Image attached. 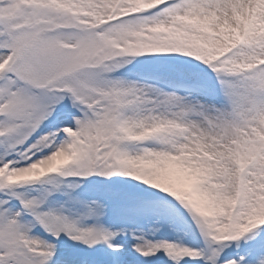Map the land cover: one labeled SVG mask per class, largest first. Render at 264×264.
Returning a JSON list of instances; mask_svg holds the SVG:
<instances>
[{"label": "snow or ice", "instance_id": "6c2138e0", "mask_svg": "<svg viewBox=\"0 0 264 264\" xmlns=\"http://www.w3.org/2000/svg\"><path fill=\"white\" fill-rule=\"evenodd\" d=\"M156 262L264 264V0H0V264Z\"/></svg>", "mask_w": 264, "mask_h": 264}, {"label": "rangeland", "instance_id": "374dc122", "mask_svg": "<svg viewBox=\"0 0 264 264\" xmlns=\"http://www.w3.org/2000/svg\"><path fill=\"white\" fill-rule=\"evenodd\" d=\"M116 179L118 180L119 178H116ZM98 183H100V178H96V177L89 178V182L82 185L81 192L85 195L94 194L90 191V188L92 185L98 184ZM160 235L168 239H182L186 243L192 242L191 235L190 234L185 235L184 231L166 232V233H161ZM156 264H159V262H156Z\"/></svg>", "mask_w": 264, "mask_h": 264}]
</instances>
